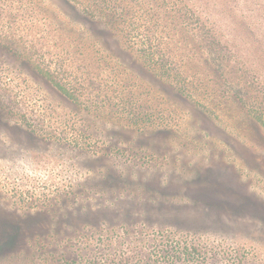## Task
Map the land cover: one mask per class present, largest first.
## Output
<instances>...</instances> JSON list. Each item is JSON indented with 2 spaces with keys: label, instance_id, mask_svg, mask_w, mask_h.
<instances>
[{
  "label": "rangeland",
  "instance_id": "374dc122",
  "mask_svg": "<svg viewBox=\"0 0 264 264\" xmlns=\"http://www.w3.org/2000/svg\"><path fill=\"white\" fill-rule=\"evenodd\" d=\"M14 2L3 18L9 30L34 40L46 58L66 59L64 48L48 42L51 28L70 26L59 2ZM99 40L150 89L138 105L153 110L156 128L100 122L87 130L91 140L86 136L101 147L97 155L26 132L9 110L27 114L43 104L48 125L69 121L75 108L0 49V264H71L80 257L84 264L122 257L135 264L154 258L166 241L197 247L212 264H264V131L239 114L238 104L203 90L182 97L112 40ZM20 94L25 104L15 107Z\"/></svg>",
  "mask_w": 264,
  "mask_h": 264
},
{
  "label": "trees",
  "instance_id": "16d2710c",
  "mask_svg": "<svg viewBox=\"0 0 264 264\" xmlns=\"http://www.w3.org/2000/svg\"><path fill=\"white\" fill-rule=\"evenodd\" d=\"M3 1L0 49L29 64L75 108L69 121L60 118L48 125L43 104L27 114L18 108L8 111L15 125L50 144L97 155L101 147L86 136L100 122L136 130L156 128L153 110L149 113V106L138 105L149 98L150 89L121 68L100 44L101 37L112 40L182 97L190 99L192 90L219 95L223 103L238 104L239 114L264 131V0H57L70 26L51 28L48 42L64 48L66 59L46 58L34 40L9 30L3 18L15 0ZM62 18L56 20L63 23ZM141 89L148 93L143 96ZM22 97L26 98L20 94L15 107L21 105L18 101L25 104ZM70 263L84 264L81 257ZM114 264L131 263L122 257ZM135 264L212 263L197 247L166 241L154 258L144 255Z\"/></svg>",
  "mask_w": 264,
  "mask_h": 264
}]
</instances>
